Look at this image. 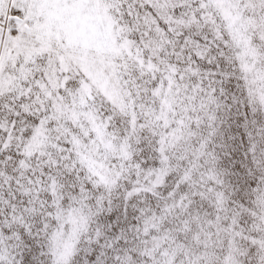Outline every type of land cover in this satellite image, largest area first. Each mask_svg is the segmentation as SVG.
Masks as SVG:
<instances>
[{"label":"snow or ice","instance_id":"obj_1","mask_svg":"<svg viewBox=\"0 0 264 264\" xmlns=\"http://www.w3.org/2000/svg\"><path fill=\"white\" fill-rule=\"evenodd\" d=\"M0 264H264V0H0Z\"/></svg>","mask_w":264,"mask_h":264}]
</instances>
